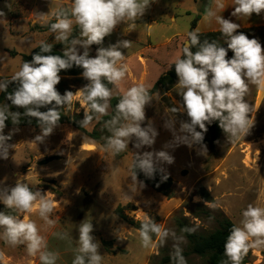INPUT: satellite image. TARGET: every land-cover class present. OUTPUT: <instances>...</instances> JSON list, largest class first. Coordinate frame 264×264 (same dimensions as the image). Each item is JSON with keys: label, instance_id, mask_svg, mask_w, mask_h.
I'll list each match as a JSON object with an SVG mask.
<instances>
[{"label": "rangeland", "instance_id": "1", "mask_svg": "<svg viewBox=\"0 0 264 264\" xmlns=\"http://www.w3.org/2000/svg\"><path fill=\"white\" fill-rule=\"evenodd\" d=\"M162 2L165 3L167 10L154 14L161 21L153 24L150 30L146 25L148 19L138 21L141 22L140 26L136 31L130 32H126L128 24L122 23L116 27L118 31L114 30L111 35L104 38L101 45L94 44L89 49L90 56L95 57L100 47L107 48L118 40L132 41L129 49H121L127 56L128 65V72L121 84L124 90L139 83L150 86V90L155 83H153L155 76L147 80L148 74L139 71L138 66L145 67L147 61L158 59V53L156 54L158 49L153 44L156 46L163 44L166 38L184 36L191 30L193 17L188 16L184 8L172 7V4H181L187 8L190 6L189 1L162 0ZM71 4L72 0H0V11L4 13L0 16V81L3 78H11L23 63L22 55L32 53L41 41L60 45L62 50L64 49V45L54 39L55 34L47 27L51 22H55L51 15L53 11L59 7L70 9ZM168 4L171 7H168ZM39 13H48L47 20L41 18ZM172 14L177 16L175 23L171 21ZM72 36H79V27L75 23ZM149 36L152 43L148 40ZM247 36L258 39L264 47V31H252ZM186 40L187 38L180 40L177 45L178 51L182 50ZM225 40L226 38L224 39L226 48ZM77 47L82 54L83 49ZM11 51H16L19 55L13 57ZM232 56L233 53L229 50L227 58L230 59ZM174 57V55L166 57L165 62L171 64ZM78 78L80 79L67 77L73 93L88 83L82 75ZM119 94L121 95L120 90L114 88L113 97ZM166 95L173 107H179L182 97L176 87ZM245 99L250 107H253V113H249V118L255 117L250 134L235 145L230 144L223 134L215 150L205 144L207 153L204 155L200 154L199 145L189 148L180 144L165 148V145L174 139L173 133L164 126L166 121L175 119L174 127L180 134L179 122L187 120L172 113L171 108L163 102L160 93L153 95L151 104L146 106V120L142 125L146 127L148 123H152L158 132L151 148L144 146L136 149L133 139L129 143V148L118 155L105 152L103 146L88 134L96 129L98 124L96 119L87 127H83L84 130L73 124L59 125L44 143L34 141L35 136L40 134V129L5 128L3 135L11 134V139L6 142L10 146L8 158H0V187L15 186L17 180H20L29 184L34 191L37 189L42 191L53 202L54 211L50 219L56 223L52 227L45 225L35 209L31 213L19 212L18 217L22 219L27 215L37 224L40 235L47 241L48 250L59 252L57 264H72L74 258L72 248L76 246L79 225L84 220L93 224L92 235L100 243L102 264L109 263L112 256H117L118 253L125 264H162L164 257H171L174 241L169 238L161 246L156 240L155 247L143 248L138 230L118 216L119 208H122L125 215L138 221H142L147 214L164 228L175 231L178 236H184L179 232L173 216L179 214L188 201L205 204V200L195 196L198 184L205 187L213 198L212 203L207 202L205 205L221 211L237 226L240 225L242 211L248 204L264 207V88L258 89L250 84ZM67 112L72 117H78L77 122L84 118V110L80 107L78 98L74 100L71 110L67 108ZM180 113L187 116L186 113ZM207 137L206 133L205 138ZM254 146H257L258 153L255 161L248 164L247 155ZM160 150H166L174 157V163L159 165L175 182V196L171 199L145 184L141 187L139 179L137 184L131 179L135 153ZM1 206L5 205L0 202ZM184 214L197 230L212 231L215 227L208 220L194 218L186 208ZM2 231L3 229H0V232ZM55 232L68 233L71 244L55 237ZM116 237H126L129 240L126 245L132 250L131 254L125 255L128 252L123 249L119 252L114 250ZM180 247L182 252L189 251L186 238ZM249 252L251 254L249 264H264V247L253 248ZM0 253H3L0 264H41L38 254L27 255L25 245L13 248L0 240ZM155 256L157 259L152 260ZM186 260L187 264H204L195 257Z\"/></svg>", "mask_w": 264, "mask_h": 264}, {"label": "clouds", "instance_id": "2", "mask_svg": "<svg viewBox=\"0 0 264 264\" xmlns=\"http://www.w3.org/2000/svg\"><path fill=\"white\" fill-rule=\"evenodd\" d=\"M152 3L153 0H72L70 9L59 7L51 13L55 22L50 24V31L55 34L54 39L64 45L63 55H45L52 52L53 44L41 41L40 52L33 54L31 61L23 62L9 80L0 81V92L6 93V100L11 102L0 105V158H8L10 146L6 142L11 139V134L3 135V131L9 119L13 125H19L22 117L34 118L40 128V134L35 136L34 141L44 143L59 126L61 109L71 110L76 98L84 110V118L78 121L80 127H87L94 119L99 121L109 116L113 88L119 89L121 95L114 114L104 121L103 126L110 135L104 138L103 150L118 155L129 148L133 139L136 149L154 145L157 130L152 123L142 126L146 120V106L152 102L150 86L139 83L127 90L121 88L128 72L127 56L121 49H129L132 41L118 40L107 48H98L95 57L89 54L90 47L101 45L118 25L127 23L130 30H135L136 21L144 16ZM213 3L215 8L207 6L203 19L208 23L215 20L219 24L227 47L221 46L216 40L210 42L205 39L201 42L199 29L187 33L188 39L182 48L183 58L181 53H177L169 68L175 66L178 77L175 87L182 97L179 107H173L171 112L186 113L188 120L179 122L180 134L174 127L175 119L166 121L164 126L173 133L174 139L165 148L180 144L189 148L199 145L200 154L204 155L207 153V145L203 143L207 125L218 121L232 145L249 135L254 126L255 117L249 118L253 107L245 98L250 84L258 89L264 88V47L256 38H249L243 32L237 34L240 25L217 14L226 8L223 0H213ZM233 5L235 8L231 15L237 18L264 13V0H233ZM3 15L0 11V16ZM38 15L47 20L48 13ZM74 23L79 27V36L76 37L72 36ZM77 46L83 49L82 54ZM194 47L196 51H192ZM229 50L233 53L230 59L227 58ZM73 66L83 69L82 77L88 83L75 93L66 90L61 95L56 87L61 82L59 73ZM13 83L16 87L8 92ZM13 106L23 109V113L10 110ZM42 108L47 110L41 111ZM162 163H174V157L166 150L135 153L132 181L138 182L137 169L149 179L154 178L158 171L164 173L165 169L159 166ZM167 178V175L161 176L162 181ZM139 184L144 186L143 182ZM0 202L7 209L20 213H31L35 209L47 227L56 223L50 219L54 211L53 202L45 193L38 189L34 191L29 184L20 180L15 186L0 187ZM0 229H3L0 240L6 245L13 248L25 245L27 255L38 254L41 264H57L59 252L48 250L46 239L27 215L21 219L0 211ZM93 231L92 222L84 220L80 223L77 243L72 248V264H102L100 243L92 235ZM181 231L192 233L195 229L185 227ZM138 235L145 249L156 246L153 236L161 246L171 238L174 241L172 264H187L180 247L185 237L164 228L147 214L141 221ZM54 236L71 244L68 233L55 232ZM261 247H264V207L248 204L242 211L240 225H233L229 231L223 252L226 259L221 264H243L251 249ZM2 256L3 253H0Z\"/></svg>", "mask_w": 264, "mask_h": 264}, {"label": "trees", "instance_id": "3", "mask_svg": "<svg viewBox=\"0 0 264 264\" xmlns=\"http://www.w3.org/2000/svg\"><path fill=\"white\" fill-rule=\"evenodd\" d=\"M213 0H201V14L204 15L205 8L207 6H211ZM202 15H199L192 23V31L197 25L198 20L201 18ZM51 23H54L51 22ZM50 23V24H51ZM50 24L47 27V29H50ZM252 31H264V29H244V30H237V34L239 32H243L246 35L251 33ZM200 40L203 42V40L207 39L210 42L213 40L218 41L221 46L224 47V39L225 37L221 34V32H210V33H199ZM48 43V42H47ZM197 48L194 47L192 51H196ZM40 49L39 46H37L32 53L30 54H24L22 55L23 62L25 61H31L32 55L39 53ZM52 54V55H63V50L60 45L53 44V50L51 53H46L45 55ZM11 55L13 57L18 56L19 53L16 51H11ZM183 58V57H181ZM82 68L73 66L69 70H62L59 75L61 76V82L56 86L57 90L60 92L61 95L64 94L66 90L72 91L71 84L69 83L67 77H75L76 79L80 75H82ZM10 78H3L4 80H9ZM80 81V80H79ZM178 82V77L175 74V66L173 65L171 69H169L164 75H162L158 81L155 83V85L149 90L151 96L160 93L162 95V100L165 102L171 109L173 108V105L170 103L167 93L172 90L175 87V84ZM16 87L15 83L11 84L8 88V92L13 91V89ZM110 88H113L112 85H109ZM114 89V88H113ZM120 98V94L114 96L110 103H111V112L109 116L102 117L96 126V129H94L93 132L88 133L89 136L96 141L97 143L101 144L102 146L105 143V137L109 136L110 133L107 131V129L104 128V121L107 119H110L111 115L114 114L115 105L118 103V100ZM8 103L10 104V101L6 100V93L1 92L0 93V105ZM51 107V106H49ZM12 111H20L23 113V109H17L14 106L11 107ZM47 109L42 108L41 111H46ZM61 120L59 122V125L63 124H73L78 129L84 130L83 127H80L79 123L76 121L78 117H72L68 114L67 108L61 109ZM176 116H178L181 119L188 120V117L185 115H182L180 112L175 113ZM31 119V123H29V120ZM13 127H33L36 129H40L37 121L34 118H27L22 117L21 122L19 125H13L11 120L9 119L6 121V127L5 128H13ZM208 127V137L204 138L203 143L208 144L212 150H215L218 144L220 143L221 136L224 134L222 129L219 127L218 121H214L212 124L207 125ZM199 130V128H197ZM219 141V143H217ZM198 146V145H197ZM137 171V179H139L143 184L149 186L152 188L155 192L160 193L167 198L171 199L175 196V182L172 177L168 176L165 173H160L159 171L155 174V177L152 179H149L146 177L143 172L140 170ZM132 172V168H131ZM162 175H167L168 178L166 180H161ZM195 196L201 197L203 200L212 203L213 198L209 191L203 187L202 185L198 184L195 188ZM187 209L188 212L196 219L199 220H208L214 224V229L212 231H200L197 230L196 227L191 223L190 219L185 216L184 209ZM1 211H5L8 214L18 216L19 212L7 209L5 206L0 207ZM117 214L120 218H122L125 222L133 226L135 229L140 228L141 221L136 220L135 218H131L127 215H125L122 211V208H119L117 210ZM173 221L175 222L178 230L180 233H182L185 238L188 241L189 244V251L188 252H182L183 256L185 258L189 257H195L200 259L204 264H221V261L225 260L226 257L223 255L224 252V244L226 241V238L229 234V231L233 225H236L231 219L226 217L221 211L214 210L212 208H209L204 203H193L192 201H188L183 205L182 210L179 212V214H176L173 216ZM189 227L194 228L195 231L192 233H185L182 232L181 229ZM153 240L156 241V237L153 236ZM157 257H152V260H156ZM251 259V254H249L245 257L243 264H249ZM172 262L171 257H164L162 260V264H167Z\"/></svg>", "mask_w": 264, "mask_h": 264}, {"label": "crops", "instance_id": "4", "mask_svg": "<svg viewBox=\"0 0 264 264\" xmlns=\"http://www.w3.org/2000/svg\"><path fill=\"white\" fill-rule=\"evenodd\" d=\"M189 1L190 6H188L187 8H185L184 6H181V4H172V7L175 8H184V11L186 12V14L190 17H193V21L199 16L202 15L201 18L198 20L196 27L194 28V30L199 29V33H210V32H220L219 31V24L216 23L215 20H213L211 23H208L206 21H204L203 19V14H201V0H187ZM223 3L225 4L226 8L225 10H223L222 12H219L217 14H220L223 18L225 19H229L234 23H238L240 25V28L238 30H244V29H264V13H261L260 15H256L255 13H253L250 17H246V16H242V17H234L231 15V13L234 11L235 5H233V0H223ZM168 7H171L170 4H168ZM211 7L215 8V5L212 1ZM164 10H167V8L165 7V3L162 2V0H153V3L151 4V6L146 10L145 14L143 17H141L140 19H138L136 21V27L135 30L138 28V26H140L141 22H138L140 20L143 19H148L146 22V25H148V29L150 30L151 28H153V24H157L159 23L160 18H157L154 16V14L156 12H162ZM169 10V9H168ZM171 21L172 23H175L177 21V16L175 14H172L171 16ZM192 21V23H193ZM115 30L118 31V28H116ZM132 30L129 29V27H127V31L126 32H130ZM192 31V27L191 30ZM36 38V37H34ZM187 38V34L184 36H179V35H175L172 39H168L166 38L165 42L163 44L160 45H155L153 44L155 47H157L158 51L156 52L157 58L151 62L147 61L145 67L143 66H138L139 67V71H145L148 74V78H151L152 76H155L153 83L157 82L158 79L164 75L170 68V64L169 62H165V58L166 57H170L171 55L176 56L177 53H182V50L178 51V44L180 42V40ZM148 40H151L152 43V39L149 36ZM39 46V45H37ZM171 48H175L174 51H171ZM161 49H164V51H162ZM171 52V54H170ZM164 66V67H162ZM156 79V80H155ZM155 83L153 84V86L155 85ZM137 230V229H136ZM117 238V237H116ZM124 238V237H123ZM121 237H118L115 241L116 247H115V251L117 250L118 252L120 251V249L125 250V252H128L125 255H129L131 254L132 250H130L127 247V243L129 242V240H127V238L125 237L124 239ZM124 245V247L122 246ZM123 255V254H122ZM121 254L118 253V255H113V258H109V263H105V264H125L124 261L122 260V258L120 257Z\"/></svg>", "mask_w": 264, "mask_h": 264}, {"label": "bare ground", "instance_id": "5", "mask_svg": "<svg viewBox=\"0 0 264 264\" xmlns=\"http://www.w3.org/2000/svg\"><path fill=\"white\" fill-rule=\"evenodd\" d=\"M258 153V149L257 146H254L251 148V150L249 151L248 155H247V163L248 164H252L255 161V157Z\"/></svg>", "mask_w": 264, "mask_h": 264}]
</instances>
